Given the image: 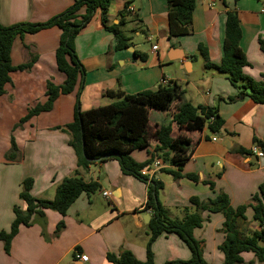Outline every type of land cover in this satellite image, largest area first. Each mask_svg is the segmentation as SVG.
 Masks as SVG:
<instances>
[{
  "label": "crops",
  "instance_id": "obj_1",
  "mask_svg": "<svg viewBox=\"0 0 264 264\" xmlns=\"http://www.w3.org/2000/svg\"><path fill=\"white\" fill-rule=\"evenodd\" d=\"M74 1L0 0V24L45 22L65 11ZM226 3L228 8L221 0H198L192 33L171 36L166 0H113L106 26H119L130 39L131 47L116 49L114 34L102 23L100 10L75 40L76 53L86 71L80 96L83 113L114 103L109 92L133 95L173 84L183 92V101L218 109L224 122L219 134H212L207 126L197 132L173 126L174 136L191 141L190 156L181 166V173L194 174L199 179L198 182L188 178L174 180L162 169L178 171V167L164 163L154 174L164 185L159 199L173 218L175 214L178 219L183 218L182 209L191 206L192 197L207 200L223 192L229 196L233 207L247 204L264 183V157L239 152L240 149L251 150L257 145L255 140L264 142V104H257L247 96L229 102L227 99L237 96L240 89L231 84L226 74L206 67L199 50L200 45L206 49L211 64L221 63L226 11L236 10L242 31L240 46L250 64L245 74L261 79L264 74V51L260 46V39H264V3L257 0H226ZM60 36L61 30L54 27L18 37L12 46L14 66L28 63L32 55L38 59L29 71L13 72L6 93L0 97V136L3 130L9 131L0 148V232L10 231L15 205L26 207L19 198L25 180L33 181L31 194L40 200H53L57 187L77 170L85 182H97L100 189L90 197L82 194L65 217L45 210L44 219L35 217L32 226L21 227L9 254L0 241V264H111L106 259L107 253L118 254L122 249L145 261L150 235L149 222L144 218L149 216L150 221L152 217L144 210L147 186L135 177L124 175L114 159L87 169L77 166L75 151L70 146L72 136L66 126L74 120L78 87L71 94L61 95L51 111L33 117L12 133L30 108L47 101V82L61 85L66 79L55 59ZM155 45L157 50L152 49ZM135 51L145 53L146 61L136 58ZM176 105L173 104L169 112L150 111L147 145L128 150V155L136 162L151 160L158 145L156 132L168 122ZM9 134L15 135L19 150L14 162L5 159L11 148ZM206 181L215 184L214 190L204 184ZM106 191L109 197L103 196ZM204 217L206 222L194 231V236L205 244L207 238L211 240L213 251L208 258L204 254L207 264H223L224 255L219 246L225 241L221 231L224 216L206 212ZM246 217L247 229L259 230L251 209L246 211ZM62 220L65 228L55 237L57 224ZM152 251L155 264L187 261L192 257L187 245L174 234L159 237ZM77 254L87 256L88 260L81 261ZM242 257L243 264H264L258 262L253 253H244Z\"/></svg>",
  "mask_w": 264,
  "mask_h": 264
},
{
  "label": "trees",
  "instance_id": "obj_2",
  "mask_svg": "<svg viewBox=\"0 0 264 264\" xmlns=\"http://www.w3.org/2000/svg\"><path fill=\"white\" fill-rule=\"evenodd\" d=\"M113 0H75L62 13L45 22H21L12 26L0 24V97L6 93V85L11 83V74L16 71H29L38 57L32 55L28 63L14 66L11 59V50L16 38H23L27 34H36L40 31L57 27L61 30L59 45L55 52L58 70L66 77L61 85L47 82L45 103H38L28 110L18 125L27 123L33 117L49 112L61 95L73 93L78 87L74 120L66 126L72 136L70 146L74 149L79 169H87L91 165L103 163L109 159L117 160L124 175L132 176L147 186L148 199L144 210L152 214L148 224L150 238L147 243L146 260H138L131 251L122 249L118 254L107 253L106 259L111 264H155L153 243L162 235L174 234L190 249V260H173L164 264H207L204 259L203 242L198 241L194 231L206 222L204 213L222 214L224 223L221 231L225 234V241L219 246L224 255L223 264H243L242 254L253 253L258 262L264 263V183L250 198L247 204L233 207L230 198L223 192L217 193L214 198L200 200L197 197L190 199L191 206L182 209V219L173 218L159 199L163 190V183L155 176L144 175L142 170L153 163L155 158L164 164L178 167V171L164 170L173 176L174 180L188 178L194 182L199 179L194 174H182L181 166L189 159L191 141L181 136L173 135V126L187 132H197L205 126L212 134L222 131L223 120L217 108L203 105L194 106L183 101V92L176 85L159 86L156 91H144L138 94H125L122 91L109 92L115 102L109 106L92 110L89 113L81 111L80 96L84 89L85 68L76 53L75 40L78 34L93 19L97 10L101 11L102 23L105 28L114 34L116 49L125 50L131 47L130 39L119 29V26L107 27L108 11ZM168 4L169 30L171 36H182L192 33L193 13L198 0H166ZM228 8L226 0H221ZM239 1V0H235ZM263 1L264 0H257ZM126 4V9L128 8ZM132 13V12H130ZM242 31L240 19L236 10L226 11L225 38L223 42V56L217 66L211 64L206 49L200 45L199 50L205 59L206 67H214L226 74L231 84L240 89L235 97H229V102L247 96L257 104H264V74L261 79L255 80L245 74L249 61L242 51L240 42ZM261 49L264 51V39H260ZM136 58L146 61L147 55L134 52ZM193 60L196 56L191 57ZM177 104L175 111L170 114L168 122L162 124L156 132L158 145L151 160L145 163L136 162L128 155V150H137L147 145L149 137V115L151 110L169 112L173 104ZM23 126V125H22ZM14 131V130H13ZM255 144L264 151V142L255 140ZM18 146L11 137V148L5 155L8 162H14L18 155ZM239 152L251 155V151L240 149ZM32 180L22 183L19 198L26 205L25 208L15 205L13 212L15 219L9 232H0V241L4 250L10 253L13 239L21 227H29L34 218H45V210H53L65 217L73 203L82 195L89 197L95 194L100 185L97 182H85L77 170L74 176L65 178L57 187L53 200H40L31 194ZM205 185L214 190L215 184L206 181ZM253 211V222L259 230L247 229L246 211ZM64 221L57 224L55 237L64 230ZM249 264H255L251 262Z\"/></svg>",
  "mask_w": 264,
  "mask_h": 264
},
{
  "label": "built area",
  "instance_id": "obj_3",
  "mask_svg": "<svg viewBox=\"0 0 264 264\" xmlns=\"http://www.w3.org/2000/svg\"><path fill=\"white\" fill-rule=\"evenodd\" d=\"M129 11H130V12H133V9L130 8ZM152 49H153V50H157V49H158V46L155 45V46L152 47ZM216 140H217V138L214 137V138H213V141H216ZM250 151H251V153H252L253 155H257L259 158H263V157H264V151H263V150L260 148V146H258V145H254V146L251 148ZM163 165H164V164H163V162H162L160 159L155 158V160L153 161L152 164H150L149 166H146V167L142 170V173H143L144 175L154 176V174H155L160 168H162ZM109 195H110V194H109L107 191L103 193V196H104V197H109ZM77 258L80 259L81 261H87V260H88L87 256H85V255H80V254H77Z\"/></svg>",
  "mask_w": 264,
  "mask_h": 264
},
{
  "label": "rangeland",
  "instance_id": "obj_4",
  "mask_svg": "<svg viewBox=\"0 0 264 264\" xmlns=\"http://www.w3.org/2000/svg\"><path fill=\"white\" fill-rule=\"evenodd\" d=\"M128 34V33H127ZM19 123V122H18ZM17 123V124H18ZM16 124V125H17ZM26 123H24V124H22V125H25ZM22 125H18L17 126V128H13V130L14 131H12V133H14L15 131H16V129H21L22 128ZM15 127V126H14ZM3 136H0V148H2L3 147V144L6 142V138L8 137L7 135H8V133H9V131H7V130H3ZM9 136H14V139H15V141H16V138H15V135L14 134H9ZM17 143V142H16ZM6 159V158H5ZM22 189V188H21ZM174 211H176V210H174ZM174 213H176V212H174ZM179 214V213H178ZM178 215H176L175 214V217L174 218H177L178 219ZM207 242H206V244H205V242H203V253L205 254L206 253V257L208 258V255H209V253L211 252V251H213V246L211 245V240H208V238H207V240H206ZM208 243V244H207Z\"/></svg>",
  "mask_w": 264,
  "mask_h": 264
},
{
  "label": "water",
  "instance_id": "obj_5",
  "mask_svg": "<svg viewBox=\"0 0 264 264\" xmlns=\"http://www.w3.org/2000/svg\"><path fill=\"white\" fill-rule=\"evenodd\" d=\"M144 220H145L146 223H148L149 222V216H146V218H144Z\"/></svg>",
  "mask_w": 264,
  "mask_h": 264
}]
</instances>
